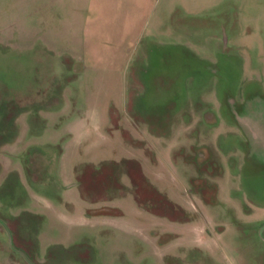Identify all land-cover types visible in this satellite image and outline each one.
Masks as SVG:
<instances>
[{
    "label": "rangeland",
    "instance_id": "1",
    "mask_svg": "<svg viewBox=\"0 0 264 264\" xmlns=\"http://www.w3.org/2000/svg\"><path fill=\"white\" fill-rule=\"evenodd\" d=\"M51 90L56 125L25 134ZM17 137L0 264H264V0H0V145Z\"/></svg>",
    "mask_w": 264,
    "mask_h": 264
},
{
    "label": "crops",
    "instance_id": "2",
    "mask_svg": "<svg viewBox=\"0 0 264 264\" xmlns=\"http://www.w3.org/2000/svg\"><path fill=\"white\" fill-rule=\"evenodd\" d=\"M52 83H55V81L51 80L50 85ZM40 99H43V100L40 101L39 106H41V108H46V109L42 110L41 108H39V110L35 114L36 117H38V118L33 117L32 121L29 122V120H27L28 117H26L25 121H22V122L20 121L23 125L22 130L25 131V134H28V132L30 131L31 125H34V124L39 123V122L42 124H45V125H51V123L53 122V125H56V123H54L55 118L52 116L56 115L59 112V110H61V108H62L63 103H62L61 96L59 97V94L55 96L51 90V91H49V93L47 95L42 96ZM29 113H30L29 111L24 112V114H29ZM20 122H19V124H20ZM21 140L22 139H19V137H17V138H14V142L13 141L10 142L11 141V139H10L9 141H6L5 143L0 145V147H2V148H4V147H6V148L16 147V150H13V152L11 154L5 155L3 153V154H1V157H0V165H1L0 169L2 171V175L4 177H6V179H8L9 176L12 174L21 177L22 171L25 170V165L23 164L22 161H20V162L14 161V159L17 158L16 153L18 152V148H20L21 146L23 148L25 147L24 145L19 143ZM8 156H10V159L8 158ZM67 187L69 188V190L70 189L76 190L78 188V186L74 187V184L71 186H67ZM63 189H64V187H63ZM32 194H31L32 198H30V196L27 194L28 198H30V201L28 202V204L31 206L29 208L26 206V208L22 209V212L27 211L29 213V214H25L27 217L29 215V217L31 216V218H35V219H37V218H42V219L56 218V219H58L57 217L52 216L48 213V211L51 210V207H54L53 205H55V203L57 202L58 197L56 199L55 198L49 199V197H47L45 194H42V193H32ZM77 195H78V193H77ZM73 199L76 200L77 197L74 196ZM47 207H48V209H47ZM64 217H65L64 221H68L69 218L71 220L74 219L73 221L77 222L79 225L83 224L84 226H90V224L93 225L94 223H98V224H101L100 226H105L104 222H97V218H94V217L93 218H90V217L87 218V217H84L82 215L81 217L77 218L76 215L74 216L71 213L64 215Z\"/></svg>",
    "mask_w": 264,
    "mask_h": 264
},
{
    "label": "flooded vegetation",
    "instance_id": "3",
    "mask_svg": "<svg viewBox=\"0 0 264 264\" xmlns=\"http://www.w3.org/2000/svg\"><path fill=\"white\" fill-rule=\"evenodd\" d=\"M263 224V223H262ZM263 227H264V224L261 226V228H260V230H259V235L261 236V238L264 240V229H263ZM12 251L15 253V254H17V255H19V256H22L24 259H26L27 257L20 251H18V250H16V249H14V248H12Z\"/></svg>",
    "mask_w": 264,
    "mask_h": 264
},
{
    "label": "water",
    "instance_id": "4",
    "mask_svg": "<svg viewBox=\"0 0 264 264\" xmlns=\"http://www.w3.org/2000/svg\"><path fill=\"white\" fill-rule=\"evenodd\" d=\"M263 229H264V227H263Z\"/></svg>",
    "mask_w": 264,
    "mask_h": 264
}]
</instances>
